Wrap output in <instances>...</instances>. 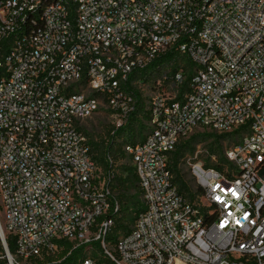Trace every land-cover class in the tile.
<instances>
[{"label": "built area", "instance_id": "built-area-1", "mask_svg": "<svg viewBox=\"0 0 264 264\" xmlns=\"http://www.w3.org/2000/svg\"><path fill=\"white\" fill-rule=\"evenodd\" d=\"M169 52L192 64L190 92L153 95L145 139L123 146L143 209L112 248L116 165H97L82 123L107 113L115 135L136 110L132 77ZM198 129L238 143L224 172L189 163L195 205L171 158ZM0 194L13 264L63 240L100 242L115 264H264V0H0Z\"/></svg>", "mask_w": 264, "mask_h": 264}, {"label": "trees", "instance_id": "trees-1", "mask_svg": "<svg viewBox=\"0 0 264 264\" xmlns=\"http://www.w3.org/2000/svg\"><path fill=\"white\" fill-rule=\"evenodd\" d=\"M186 60L188 63V67L182 68V66L179 65L180 60ZM159 66H170L171 71L168 73L167 80L165 81V84H169L170 80L175 76V74L178 71H182L184 73L185 79L181 85H179L176 88L177 94H176V101L183 102L185 99V96L190 92V80H191V69L192 64L186 59V57L181 56L179 54H176L174 52H169L162 58L158 59L156 62L151 64L146 70L136 72L134 74V77H132L133 81H136L138 85L145 84L149 82L151 79L156 78V76L159 74L158 67ZM135 88V95H136V110L131 114L129 121L126 123V125L118 130L115 135H113V127L111 126L108 132V136L105 138L104 141H102V144H98L93 142L91 139H89V145H90V152L92 158L95 160L97 165L102 168L103 170L108 169V164L106 162V156L109 154L113 157L115 165H116V184L114 187V192L116 193V188L118 186L126 187L128 185L132 186L134 189L138 190L141 193L140 185L138 178L136 174L134 173L133 166L128 165H121L119 163V160L128 158L126 154L124 153L123 146L125 144H134L133 141L123 143L117 141L120 136H122V133L125 131H128L131 133V139H134L136 135H142V133L148 129L147 123L149 120V113L146 111V104L144 102V98L142 96V92L140 91L139 87ZM141 116V119L139 118ZM138 122L137 128H132L131 126L134 123ZM128 126V127H127ZM82 131L85 133V131L82 128ZM86 134V133H85ZM87 135V134H86ZM212 136V135H211ZM216 139V142L221 140L223 137H230L227 135L219 134V135H213ZM88 137V136H87ZM182 139L179 144L177 145L176 150L172 154L171 158V171L174 175V182L177 184L179 188V192L191 203L195 205H200L202 201V191L200 187L197 186L196 190H193L183 179L180 171H179V165L184 160L186 154L188 152H193L191 142L183 141ZM211 156H217L219 159L218 164L214 165L213 168L220 172H224L225 167L228 165V161L226 159V156H222L221 153L218 151H212ZM206 168H210L208 165H206ZM118 197V195H117ZM120 202L122 203V198H119ZM123 204V203H122ZM143 209V206L141 209H138L136 211V218L141 213ZM123 212V209H122ZM125 218L121 215L119 217H115L114 221V227L109 233V235L106 237V243L109 244L112 248L116 244V242L119 240L118 233L122 232L123 236H126L130 233L131 229L124 225ZM6 242L10 251L11 255L16 256L17 252V246L16 241L11 236H6ZM59 244V251L61 252V257L59 260H53L52 256L55 254H47L44 253L41 257L32 260V264H80V261L84 258V249L86 248V245H80L76 247V243L69 242V241H60ZM94 247L96 250H98L101 253L100 258L96 257L95 262L96 264H115L104 252L102 245L100 242L94 243ZM0 253L1 256H5L4 249L1 244L0 240ZM6 261V259H4Z\"/></svg>", "mask_w": 264, "mask_h": 264}, {"label": "rangeland", "instance_id": "rangeland-1", "mask_svg": "<svg viewBox=\"0 0 264 264\" xmlns=\"http://www.w3.org/2000/svg\"><path fill=\"white\" fill-rule=\"evenodd\" d=\"M179 65L184 67H188V63L186 60L182 59L179 62ZM169 71H171L170 66L164 67L156 78L151 79L149 82L139 85V89L142 92V96L144 98V102L146 104L147 111V102L150 98L158 92H165L169 95L175 96L177 94L176 89L170 85L165 84V77H167ZM141 119V116H139ZM112 126V121L107 113L101 112L90 120L84 121L82 123V128L87 134L88 138L93 142L102 144V141L108 136V132L110 127ZM128 127V126H127ZM133 129L138 127V122L134 123L131 126ZM148 133V129H146L142 135H136L134 139H131V133L125 131L122 133V136L118 138L117 141L124 144L127 142L134 143L138 141H142L145 139ZM212 135V136H211ZM213 135H219V133H215L212 131H203L201 129L196 130L190 137L184 139L183 141H190L193 152H188L184 158V160L179 165V171L184 179V181L193 189H197V184L189 171V163L198 162L207 167L213 168L214 165L218 164L219 159L217 156H211L212 151H218L224 156L226 152L235 146L238 143L237 139L230 137H223L221 140L216 142V139ZM121 165L132 166V161L130 158H125L119 160ZM116 195L119 198H122L123 203V212L121 216L125 218L124 225L128 226L130 229L134 226L136 220V211L141 209L143 206L141 193L134 189L132 186L128 185L126 187L118 186L116 188ZM202 203V201H201ZM2 212V197L0 194V213ZM1 217V216H0ZM123 236L122 232L118 233L119 239ZM2 244V243H1ZM95 246L94 244L92 245ZM61 252L59 251L56 255L52 256L53 260H59L61 257ZM14 258L15 256L12 255ZM101 253L95 249H91L86 247L84 249V258H91L95 260L96 257L100 258ZM4 260V257L1 256L0 253V264H7Z\"/></svg>", "mask_w": 264, "mask_h": 264}, {"label": "water", "instance_id": "water-1", "mask_svg": "<svg viewBox=\"0 0 264 264\" xmlns=\"http://www.w3.org/2000/svg\"><path fill=\"white\" fill-rule=\"evenodd\" d=\"M0 240L1 242L3 243V246H4V249L6 250V252L8 254H10V251H9V248H8V245H7V242H6V238H5V234H4V231L0 225ZM7 264H13L12 261H8Z\"/></svg>", "mask_w": 264, "mask_h": 264}]
</instances>
